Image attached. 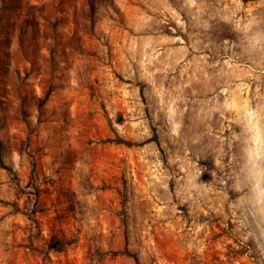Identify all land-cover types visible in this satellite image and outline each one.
I'll return each instance as SVG.
<instances>
[{"label": "rangeland", "instance_id": "rangeland-1", "mask_svg": "<svg viewBox=\"0 0 264 264\" xmlns=\"http://www.w3.org/2000/svg\"><path fill=\"white\" fill-rule=\"evenodd\" d=\"M0 264H264V0H0Z\"/></svg>", "mask_w": 264, "mask_h": 264}, {"label": "trees", "instance_id": "trees-1", "mask_svg": "<svg viewBox=\"0 0 264 264\" xmlns=\"http://www.w3.org/2000/svg\"><path fill=\"white\" fill-rule=\"evenodd\" d=\"M61 244L62 242L60 240L55 239L50 243V247L59 249L61 247Z\"/></svg>", "mask_w": 264, "mask_h": 264}]
</instances>
